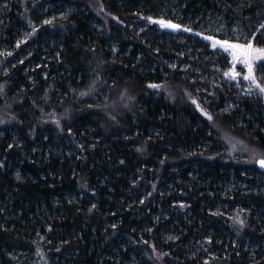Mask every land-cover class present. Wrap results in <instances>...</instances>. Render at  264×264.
<instances>
[{"label": "trees", "instance_id": "trees-1", "mask_svg": "<svg viewBox=\"0 0 264 264\" xmlns=\"http://www.w3.org/2000/svg\"><path fill=\"white\" fill-rule=\"evenodd\" d=\"M148 17L264 47V0H0V264H264V94Z\"/></svg>", "mask_w": 264, "mask_h": 264}, {"label": "snow or ice", "instance_id": "snow-or-ice-1", "mask_svg": "<svg viewBox=\"0 0 264 264\" xmlns=\"http://www.w3.org/2000/svg\"><path fill=\"white\" fill-rule=\"evenodd\" d=\"M147 19L153 21L152 17H148ZM49 22L50 21L47 20L45 21V23H49ZM153 22L158 23L163 28H169L173 30H179L182 27V25L178 23H173L171 20L159 19ZM260 29L264 30V24L260 25ZM185 30L189 32L192 31L191 28H185ZM35 31L36 29L33 28V33ZM205 39L212 42L213 48H216L217 45H219L225 51H230L234 64L236 61H240L247 68V72L243 74V80L249 81L250 86H255L256 88L259 89V92L261 94H264V75H262L260 78H258L257 76V67L264 68V63H261L258 66L254 65L255 61H264V47L256 46V44L254 43L255 35H253V37L249 39L247 43L232 42L228 39H217L214 36H206ZM20 43L21 41H17V47H19ZM7 55H11V53H8ZM224 75L229 77L230 79H237L240 77L241 73L237 72L235 67L233 66L232 68L229 69V71L225 72ZM149 87L159 88L161 87V85L150 84ZM86 94L87 93H81V95H86ZM193 103L196 104V107L205 117H207L209 121L214 120V117L209 112L205 111V109L201 107V105L198 102L193 100ZM233 147H235V145H233ZM253 159H255L256 163L259 164L261 168H264V157L257 158V155L253 153ZM121 163H123V161H121ZM93 207H95V205H93ZM240 223L243 224L244 221L240 220ZM169 239H173V237H169Z\"/></svg>", "mask_w": 264, "mask_h": 264}, {"label": "rangeland", "instance_id": "rangeland-1", "mask_svg": "<svg viewBox=\"0 0 264 264\" xmlns=\"http://www.w3.org/2000/svg\"><path fill=\"white\" fill-rule=\"evenodd\" d=\"M149 21H150V20H149ZM153 21H155V20H153ZM153 21H150V23H152V24H156L158 27H160L161 29H163V30H165V31L174 32V33L184 31V32L190 33L189 31H186V30H184L183 28H181V29H179V30H173V29H169V28H163V27H161L158 23H154ZM222 52H223L225 55H227V56L229 57V59H230V64L232 63L231 68L234 66L237 72H239V71H238L239 69L243 70V72L245 71V73L247 72V68H246V67H245L240 61H236L235 64H234V62H233V58H232V55H231L230 52H225V51H222ZM258 62H260V61H255L254 64H256V63H258ZM226 77H227V76H226ZM227 78H228L229 80H231V81L238 82L239 79H242V78H243V74H241L240 77L237 78V79H230L229 77H227ZM255 162H256V161H255ZM255 162H254V163H255Z\"/></svg>", "mask_w": 264, "mask_h": 264}, {"label": "bare ground", "instance_id": "bare-ground-1", "mask_svg": "<svg viewBox=\"0 0 264 264\" xmlns=\"http://www.w3.org/2000/svg\"><path fill=\"white\" fill-rule=\"evenodd\" d=\"M182 32H184V31H182ZM189 34H192V35H193V34H196V35H200V36H201V34H199V33H191V32H190ZM203 36H204V35H202L201 37H203ZM205 37H206V36H204V38H203V39L205 40L204 42L208 43V44L212 47V42L209 41V40H207V39H205ZM202 41H203V40H202ZM212 48H213V47H212ZM215 49H219V50H221V51H225V50H224L223 48H221L219 45H217V47H216ZM225 52H230V51H225ZM230 53H231V52H230Z\"/></svg>", "mask_w": 264, "mask_h": 264}, {"label": "water", "instance_id": "water-1", "mask_svg": "<svg viewBox=\"0 0 264 264\" xmlns=\"http://www.w3.org/2000/svg\"><path fill=\"white\" fill-rule=\"evenodd\" d=\"M194 36H196V37H198L199 39H201V40H203V41H205L203 38H204V36L203 37H201L200 35H196V34H193ZM246 81V80H245ZM246 82H248L249 83V81H246ZM250 84V83H249ZM255 167H256V169L260 172V173H262V174H264V168H261L260 166H259V164H257L256 162H255Z\"/></svg>", "mask_w": 264, "mask_h": 264}]
</instances>
